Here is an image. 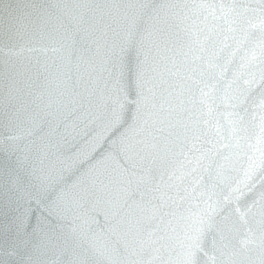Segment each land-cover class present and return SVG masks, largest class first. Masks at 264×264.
<instances>
[{
    "label": "water",
    "instance_id": "1",
    "mask_svg": "<svg viewBox=\"0 0 264 264\" xmlns=\"http://www.w3.org/2000/svg\"><path fill=\"white\" fill-rule=\"evenodd\" d=\"M0 264H264V0H0Z\"/></svg>",
    "mask_w": 264,
    "mask_h": 264
}]
</instances>
